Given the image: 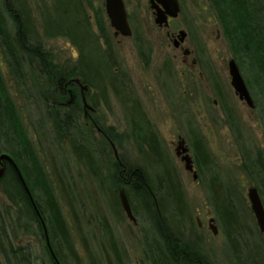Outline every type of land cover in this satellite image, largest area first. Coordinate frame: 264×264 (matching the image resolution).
Instances as JSON below:
<instances>
[{
  "label": "rangeland",
  "instance_id": "1",
  "mask_svg": "<svg viewBox=\"0 0 264 264\" xmlns=\"http://www.w3.org/2000/svg\"><path fill=\"white\" fill-rule=\"evenodd\" d=\"M45 1L49 4L51 0ZM84 2V9L88 12L100 49L110 58L109 69L128 78L132 94L156 132L164 157L180 180L186 202L184 228L197 244L199 252L209 264H240L227 240V225L220 218L210 197L208 186L214 179L243 225L241 240L245 242L247 249L239 245L241 253L238 256L241 261L252 264L251 252H255L257 258L264 259V239L256 225L247 197L248 188L258 189L256 183L264 188V97L254 86L247 63L239 66L234 58V51L210 1L178 0V16L170 21L168 28H159L153 20L149 0H123L132 31L130 37L114 36L113 28L103 11L104 0ZM38 3L39 0H28L30 9L34 12V20L40 26V17L35 14ZM260 15L261 24L264 26V11ZM94 21L99 24L96 25ZM7 26L12 36L13 29ZM100 26L101 35L98 32ZM167 30L172 34H178L180 30L186 31L182 48L189 50V55L185 57L181 49L174 47ZM41 40L43 50L49 53L55 66L72 64L79 57L77 49L67 38L46 39L41 36ZM1 50L0 46V53ZM0 56L1 69L5 71L3 82L7 94L48 175L58 205L71 228L76 253L83 264H152L146 253L147 238L151 241L154 235L152 222L143 204L133 195L127 199L135 216V223L127 218L119 202L118 192L120 188L126 191V187L118 186L112 177V164L119 161L120 156L125 155L133 161L138 156L130 135L128 118L117 98L107 87V104L99 106L97 113L93 115L97 128L108 139L110 135L116 139L115 143L109 139V151L106 149L108 141L99 137L91 127L96 150L104 153L100 154L104 161L99 167L100 173L94 176L87 163L78 160L66 138L56 139L52 124L41 106L42 101L37 100L35 89L28 87L33 84L28 66H22L24 81H19L13 76L11 69L9 71L4 68L9 59L4 55ZM230 59H235L238 64L254 101L253 108H249L245 101H240L231 86L228 70ZM97 93L93 88V100L98 104ZM77 106L81 108L79 102ZM79 119L82 120L81 116ZM230 119L237 125L242 148L230 126ZM194 135L202 138L210 156L207 168H199L196 164L192 146ZM180 138L184 139L189 148L196 179L192 178V172L184 168V161L175 154ZM244 153L249 155V161L259 174L255 179L245 171ZM61 176L63 184L69 188L68 197L59 191L61 185L58 179ZM258 193L261 196L259 189ZM263 198L264 191L261 196L262 203ZM1 204L7 206L9 202L0 189ZM1 208L0 240L4 247L9 245L16 248L29 241L37 258H32H35L34 264H51L43 254L41 243L26 235L17 223L10 224V212ZM10 211L17 214L15 207ZM210 216L215 220L218 230L215 235L208 226ZM108 228L111 236L107 233ZM114 244L118 245L120 262L114 256ZM0 264H6L1 253Z\"/></svg>",
  "mask_w": 264,
  "mask_h": 264
},
{
  "label": "trees",
  "instance_id": "2",
  "mask_svg": "<svg viewBox=\"0 0 264 264\" xmlns=\"http://www.w3.org/2000/svg\"><path fill=\"white\" fill-rule=\"evenodd\" d=\"M209 1L221 28H223L225 37L228 38L230 47L234 51V58L239 62V66L247 63V68L252 73L254 86L260 90L264 97V26L261 24L260 15L264 11V0ZM51 3V13L43 8L42 10L45 12H40L41 35L44 38L64 37L69 39L78 51V59L72 64L65 63L55 66L50 60L49 53L43 50V46L40 44L41 35L35 29H24L15 44L11 43L10 37L4 32L0 40L6 38L4 51L6 50L5 54L9 59L8 63L13 76L19 81H24L20 66L21 60L24 59L29 68V76L33 79V84L28 87L35 89L37 100L42 101L41 106L52 124L56 139L66 138L78 160L85 161L94 176L99 175V167L104 162L101 156L103 151L98 147L100 152H97V145L93 140L91 129L82 120L79 121L81 108L77 105L59 107L55 101L65 93L62 86L70 76L79 78L83 84L90 88H95L102 100H106L107 91L105 89L110 87L112 95L117 98L120 106L123 107L124 115L128 118L131 127L130 135L138 154L136 161L126 158L125 155L120 156L119 161L116 160L112 164V177L118 186L126 187L124 192L127 197L133 195L143 204V208L152 222L154 235L151 241L147 238L146 242V253L149 255L151 263L209 264L184 228L186 227V202L180 180L167 158L164 157L156 132L150 126L137 98L132 94L128 78L120 72L116 73L109 69L110 58L100 49L97 35L91 28L88 14L85 12L81 0H51ZM26 23L28 27L33 23L28 15ZM98 32L99 35L102 34V26ZM104 43L107 45L106 40ZM55 90L59 91V94L55 95ZM229 123L242 148L236 129L237 125L233 123L232 119L229 120ZM113 137L110 135L109 139L115 143L116 139ZM192 146L197 166L207 168L210 156L202 138L194 135ZM106 149L110 151L109 145H106ZM1 153L11 157L23 176L25 185H27L46 227L50 248H52L59 264H83L81 257L76 253L71 228L62 214L60 205H58L48 175L39 161L4 84L0 81ZM248 158L249 155L244 153L243 165L245 171L255 179L259 174ZM3 164L5 170L0 177V189L9 205L1 204L0 209H2L1 207L8 209L11 215L8 217L10 224L17 223V226L26 235L39 241L45 258L51 264H57L46 245L40 219L37 217L18 175L12 165L6 161H3ZM58 181L61 185L60 193L68 197L70 191L68 186L63 184V176ZM256 186L262 196L264 188L258 183ZM208 188L215 209L227 225V240L230 242L235 259L240 264H244L238 256L241 253L239 251L240 244L247 249L245 242L241 240L243 225L240 224L230 201L225 196L223 197L214 179ZM12 207L16 208L17 214L10 211ZM107 233L108 235L111 233L109 228ZM117 248L118 245L114 244L112 250L116 261L120 262L121 256H119ZM0 253L6 264H34L33 261L36 258L35 250L29 241L23 246L12 248L9 245L4 247L0 240ZM250 254L252 264H264V259L257 258L255 252ZM33 257L35 258L32 259Z\"/></svg>",
  "mask_w": 264,
  "mask_h": 264
},
{
  "label": "water",
  "instance_id": "3",
  "mask_svg": "<svg viewBox=\"0 0 264 264\" xmlns=\"http://www.w3.org/2000/svg\"><path fill=\"white\" fill-rule=\"evenodd\" d=\"M150 9H152L154 18L153 20L158 25V27H167L168 17L174 19L178 16L180 12L179 2L178 0H149ZM105 11L110 22L111 27L115 32L119 33L122 36L129 37L131 36L129 23L127 21V12L124 7L123 0H105ZM187 33L184 30H180L174 39L173 45L178 46L179 43L184 42ZM228 70L229 76L231 80V86L235 91L238 99L241 101H245L249 108L254 107V101L251 98L250 92L247 89L245 80L241 75L240 69H238V65L234 59H230L228 62ZM76 83L80 84V79H75ZM83 90H87V85H81ZM89 108L86 103H84V108ZM175 154L177 157H180L182 161H184V168L188 170L190 173L192 172V178L196 179V172L192 165V157L189 156V148L185 145L184 139L180 138L175 149ZM3 161H6L9 165H12L16 175H18V179L23 185L24 190L29 197L31 205L34 207L37 217H39L41 226L43 227L44 236L46 238V245L50 250L51 256L56 260V263L59 264L58 260L55 258L52 248L49 245V239L47 238L46 227L43 223L42 217L40 216L39 210L34 203L33 197L30 195L27 185H25L23 176L20 174L18 167L12 161L11 157L7 154H0V177L5 170V165ZM119 192V202L122 206L124 213H126L127 218L130 219L133 223H135V216L131 212L130 203L128 202L126 192H124L123 188L118 190ZM247 197L249 198L250 207L253 213L254 218L256 219V225L259 228L262 237L264 239V207L262 203L261 196H259L257 187H250L247 191ZM209 229L215 235L218 230L215 225V220L212 218L209 219Z\"/></svg>",
  "mask_w": 264,
  "mask_h": 264
},
{
  "label": "flooded vegetation",
  "instance_id": "4",
  "mask_svg": "<svg viewBox=\"0 0 264 264\" xmlns=\"http://www.w3.org/2000/svg\"><path fill=\"white\" fill-rule=\"evenodd\" d=\"M81 2L83 4V6H85L84 0H81ZM38 4H39L38 9L35 10V14H38L39 17H40V12H45V11H49L50 13L52 12L51 1L49 2L50 5L48 3H46L45 0H39ZM42 8L45 11H43ZM103 11L106 13L105 6H104ZM85 12H86V8H85ZM33 13L34 12L31 11L30 5L28 4V0H0V37H2L3 33L5 32L10 37L11 43L15 44L16 39L18 38V36L20 37V35H22L24 29H27V30H29V29L34 30L35 29L37 31V33L40 35V33H42V25L40 24V26H38L36 24V22L34 20L35 16ZM87 14H88V12H87ZM27 15L32 19V22H33L32 26H29V27L26 23ZM167 19H168V22L170 24V21L172 19L170 17H168ZM94 22L97 23L96 25L99 24L96 21H94ZM169 24L167 27H163V28H168ZM7 25L11 26V29H13V35L12 36L9 34V29H8ZM159 28H161V27H159ZM113 32H114L115 37L122 36L119 33L115 32L114 29H113ZM130 32H132V31L130 30ZM131 35H132V33H131ZM167 35H169V37H171V39L174 42L176 34L175 33L172 34L171 32H169V30H167ZM184 42H185V39H184ZM184 42L179 43V45L175 46V48L181 49L183 51V55L186 57L187 55L190 54V51L182 48V45ZM5 43H6V38H4V39L2 38L0 40V46L2 48L0 55H2V56L3 55L6 56V54H5L6 50L4 51ZM40 44L42 46L41 37H40ZM24 64H26V63L23 59V60H21V63H20L21 68ZM1 67L2 66H1V62H0V81L4 84V87H5V83H4L5 81L3 78L5 71L3 69H1ZM4 68H7L10 71L8 61L4 64ZM22 72H23V68H22ZM23 75H24V73H23ZM75 79H76V77L70 76L69 80L66 81L64 83V85L62 86L63 91L65 93L63 94L62 97H60L59 100H56L55 102H57V105L59 107L60 106L61 107H71L72 105H77L79 102L81 105V110H82L81 118H82L83 123L86 124V126L89 129H91V127L94 128L96 130V132L98 133L99 137L105 138L109 143V139L107 138V135L105 133L103 134L102 131L97 128L95 118H93V115H95L97 113L98 109L100 108L99 106L103 107V105L105 106L107 104L108 97H106V94H105L106 100H102L100 95H99V92H98L97 97L99 100H98V104H97L93 100V98H94L92 96V89L93 88H90L87 86L88 89L83 90L81 85H86V84H83L81 80H80V84H78V83H76ZM108 88L110 89V87H108ZM5 90H6V88H5ZM55 93H56L55 95H57V94H59V91H56ZM84 103H86L89 108H87V107L84 108ZM109 147L111 149L110 143H109ZM210 218H212V217L210 216L208 218V220ZM198 226L199 227L201 226V223L199 220H198Z\"/></svg>",
  "mask_w": 264,
  "mask_h": 264
}]
</instances>
